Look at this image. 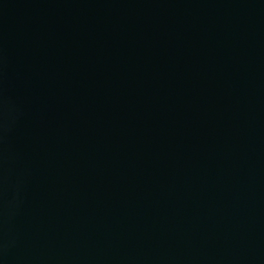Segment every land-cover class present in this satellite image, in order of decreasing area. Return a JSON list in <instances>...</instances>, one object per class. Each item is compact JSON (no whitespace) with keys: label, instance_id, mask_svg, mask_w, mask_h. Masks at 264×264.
I'll return each mask as SVG.
<instances>
[{"label":"water","instance_id":"1","mask_svg":"<svg viewBox=\"0 0 264 264\" xmlns=\"http://www.w3.org/2000/svg\"><path fill=\"white\" fill-rule=\"evenodd\" d=\"M0 264H264V0H0Z\"/></svg>","mask_w":264,"mask_h":264}]
</instances>
